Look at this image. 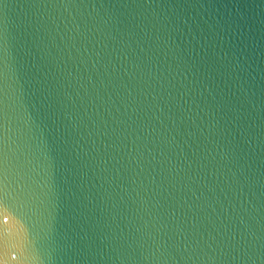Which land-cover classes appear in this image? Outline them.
I'll use <instances>...</instances> for the list:
<instances>
[{
    "label": "water",
    "instance_id": "1",
    "mask_svg": "<svg viewBox=\"0 0 264 264\" xmlns=\"http://www.w3.org/2000/svg\"><path fill=\"white\" fill-rule=\"evenodd\" d=\"M0 264H264V0H0Z\"/></svg>",
    "mask_w": 264,
    "mask_h": 264
}]
</instances>
